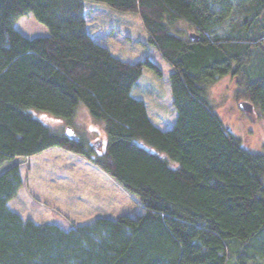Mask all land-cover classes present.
Returning a JSON list of instances; mask_svg holds the SVG:
<instances>
[{
	"label": "trees",
	"instance_id": "16d2710c",
	"mask_svg": "<svg viewBox=\"0 0 264 264\" xmlns=\"http://www.w3.org/2000/svg\"><path fill=\"white\" fill-rule=\"evenodd\" d=\"M94 1L141 17L145 45L172 69L174 123L158 126L131 93L145 67L161 76V66L100 43L84 0H0V264H264V145L247 147L209 95L229 75L236 97L264 114V0ZM29 13L48 34L15 27ZM80 103L103 124L100 146L30 111L71 117ZM52 147L112 177L137 211L23 219L8 206L22 166Z\"/></svg>",
	"mask_w": 264,
	"mask_h": 264
},
{
	"label": "rangeland",
	"instance_id": "374dc122",
	"mask_svg": "<svg viewBox=\"0 0 264 264\" xmlns=\"http://www.w3.org/2000/svg\"><path fill=\"white\" fill-rule=\"evenodd\" d=\"M84 3L89 33L113 54L130 61L147 54L161 66V76L145 67L131 93L144 99L154 123L169 128L176 116L168 84L172 69L153 48L145 45L146 31L139 14L120 11L100 1L84 0ZM14 25L28 37L48 34L47 27L36 20L32 13L18 17ZM179 26L187 32L188 28L184 24L179 23ZM234 89L232 77H221L209 88L211 102L225 125L240 136L247 147L263 149L264 114L256 107L251 113L244 112ZM30 111L52 129L59 131L71 125L75 133L86 141H97L100 136L103 143L105 141L102 122L92 117L82 103L78 104L71 117H60L38 108H30ZM84 160L80 155L62 154L57 149L40 153L31 162L30 168L26 164L22 166L23 188H19L17 194L8 201V206L19 212L23 219L29 218L35 222L61 221L66 225L69 221L93 219L96 213L106 208L116 213L126 209L122 213L137 211L135 195L107 181L105 172L88 165Z\"/></svg>",
	"mask_w": 264,
	"mask_h": 264
},
{
	"label": "crops",
	"instance_id": "0c3cea01",
	"mask_svg": "<svg viewBox=\"0 0 264 264\" xmlns=\"http://www.w3.org/2000/svg\"><path fill=\"white\" fill-rule=\"evenodd\" d=\"M50 149H57L58 151H59V153H60V151H61V153L62 154H64V152H65V154L66 155H71V154H75V153H72V152H69V151H67V150H64V149H62V148H59V147H52V148H49V149H47V150H50ZM47 150H44L43 152H41V154L42 153H44V152H46ZM71 153V154H70ZM40 155V153L39 154H36V155H33V156H31L27 161H26V167L27 168H30V166H31V162H33V160H35L38 156ZM84 159V158H83ZM84 161H86V160H84ZM88 165H91L90 163H88V162H86ZM24 164V165H25ZM106 175V174H105ZM26 177H27V175H26ZM105 179L107 180V181H109V182H113L114 183V185H118L119 187H121L112 177H110L109 175H107V176H105ZM21 188H23V186L21 187ZM20 188V189H21ZM122 188V187H121ZM123 189V188H122ZM124 190V189H123ZM124 192H126L125 190H124ZM127 193V192H126ZM127 210V209H126ZM126 210H123V211H121V212H118V213H116V212H114V211H110V210H108L107 208L106 209H104L103 211H101V212H99V213H96L93 217H96V216H98V215H106V216H111V217H113V216H115V215H118V214H120V213H122V212H125ZM92 218V217H91ZM91 218H88V219H85L86 221H78V222H88V220H90ZM92 220V219H91ZM74 222V221H73ZM78 222H75V223H78Z\"/></svg>",
	"mask_w": 264,
	"mask_h": 264
},
{
	"label": "water",
	"instance_id": "95a60500",
	"mask_svg": "<svg viewBox=\"0 0 264 264\" xmlns=\"http://www.w3.org/2000/svg\"><path fill=\"white\" fill-rule=\"evenodd\" d=\"M190 36L193 37L194 34L193 33H190ZM239 106L247 114L253 112V109H254L253 104L251 102L247 101V100H240L239 101ZM65 132H66V134L69 137H72L74 135V131L72 130V128L70 126H67L66 127ZM94 144L96 146H100L102 144V139L99 138L98 141L94 142Z\"/></svg>",
	"mask_w": 264,
	"mask_h": 264
}]
</instances>
